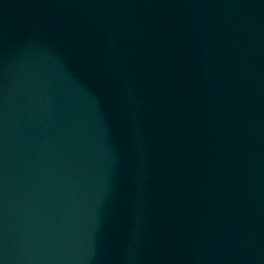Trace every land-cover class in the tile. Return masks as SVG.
I'll list each match as a JSON object with an SVG mask.
<instances>
[{"label":"water","instance_id":"obj_1","mask_svg":"<svg viewBox=\"0 0 264 264\" xmlns=\"http://www.w3.org/2000/svg\"><path fill=\"white\" fill-rule=\"evenodd\" d=\"M146 0H0V264H158Z\"/></svg>","mask_w":264,"mask_h":264}]
</instances>
